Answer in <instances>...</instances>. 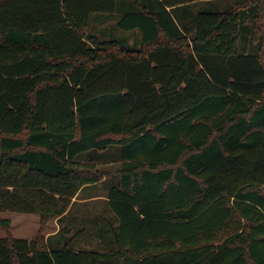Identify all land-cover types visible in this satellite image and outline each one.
I'll list each match as a JSON object with an SVG mask.
<instances>
[{
    "label": "trees",
    "instance_id": "trees-1",
    "mask_svg": "<svg viewBox=\"0 0 264 264\" xmlns=\"http://www.w3.org/2000/svg\"><path fill=\"white\" fill-rule=\"evenodd\" d=\"M112 147L110 247L0 219V264H264V0H0V213L59 221Z\"/></svg>",
    "mask_w": 264,
    "mask_h": 264
},
{
    "label": "rangeland",
    "instance_id": "rangeland-1",
    "mask_svg": "<svg viewBox=\"0 0 264 264\" xmlns=\"http://www.w3.org/2000/svg\"><path fill=\"white\" fill-rule=\"evenodd\" d=\"M98 18L94 16L89 25V31L96 33L98 39H101L102 32L113 30L115 36L120 35L119 37L123 38L126 36L129 44L134 43V37L127 35L130 33H122L116 29L117 17L102 21ZM119 157L120 149L112 147L104 152H90L77 158L81 162L91 158L99 172L105 175V181L96 186L86 187L82 194L76 196V201L69 209L71 211H68L59 221L58 218H53L41 226L36 214L0 213V219H7L10 222L9 236L28 241L40 238L46 242L48 238L56 236L62 228L68 229L71 235L83 230V234L77 239L76 248L106 250L111 244L108 245V241L101 237L99 229L110 230L106 220L114 219L110 213L107 197L110 189L117 184L116 170L119 166ZM6 236L7 234L0 228V239Z\"/></svg>",
    "mask_w": 264,
    "mask_h": 264
},
{
    "label": "crops",
    "instance_id": "crops-1",
    "mask_svg": "<svg viewBox=\"0 0 264 264\" xmlns=\"http://www.w3.org/2000/svg\"><path fill=\"white\" fill-rule=\"evenodd\" d=\"M84 189H85V188H84ZM84 189H82V190L79 192V195L82 194V192H83ZM77 197H78V195H77ZM77 197H75V198L72 200V202H75V201H76L75 199H76ZM70 211H71V210H70ZM65 214H66V213H65Z\"/></svg>",
    "mask_w": 264,
    "mask_h": 264
}]
</instances>
